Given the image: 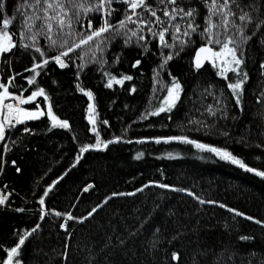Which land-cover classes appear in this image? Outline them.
I'll return each instance as SVG.
<instances>
[{"label": "trees", "instance_id": "1", "mask_svg": "<svg viewBox=\"0 0 264 264\" xmlns=\"http://www.w3.org/2000/svg\"><path fill=\"white\" fill-rule=\"evenodd\" d=\"M96 2L86 0L88 6ZM148 2L159 15L164 6ZM238 3L252 17L243 36L233 28L219 31L233 36L238 56L242 49L240 71L247 78L239 103L227 87L237 79L229 70L234 67L230 56L195 66V51L206 41L200 35L208 26L205 0H177L186 11L196 9L194 23L199 28L185 37L186 24L193 21L179 17L172 21L180 25V33L169 26L165 40L174 45L171 48L161 46L159 37L147 29L143 30L146 41L140 43L136 37L125 43L126 36L109 31L62 58L67 67L50 61L36 69L39 76L25 69L57 54L56 50L47 36L38 35L33 42L19 35L25 29L18 8L25 0H4L2 18H15L6 30L17 46L0 56V92L7 87L10 96L5 100L27 99L31 92L44 89V96L21 105L39 109V118L4 126L0 140V192L7 196L0 205L4 264L18 243L17 233L31 232L37 224L39 229L26 237L12 264H264V227L245 218L264 222V176L256 174L264 172V25L259 24L264 20V0ZM111 7L115 11L109 23L115 24L123 18L126 5L114 0ZM232 10L239 14L235 5ZM102 16L103 12L82 13L69 43L86 39L101 26ZM219 22L212 17L213 24ZM41 23L35 21L31 31L40 32ZM128 28L135 30L136 25L129 22ZM51 36L60 43L55 26ZM175 36L189 42L181 46ZM168 54L173 58L165 64ZM137 60L140 64L133 67ZM12 76L15 79L8 84ZM33 76L36 82L29 84L27 78ZM124 76L133 79L115 83ZM110 77H115L111 88L107 87ZM173 77L182 91L170 111L160 112V107H168L164 99ZM90 102L95 123L88 119ZM63 120L68 128L59 127ZM179 136L228 151L255 171L191 144L163 142ZM117 138L119 142L107 143ZM157 139L162 142L156 143ZM97 140L99 150L80 153V148ZM139 153L143 155L137 158ZM93 208L97 211L91 217L78 222ZM69 213L76 219L66 220ZM65 223L67 230L62 227ZM173 252L179 261L172 259Z\"/></svg>", "mask_w": 264, "mask_h": 264}, {"label": "snow or ice", "instance_id": "2", "mask_svg": "<svg viewBox=\"0 0 264 264\" xmlns=\"http://www.w3.org/2000/svg\"><path fill=\"white\" fill-rule=\"evenodd\" d=\"M114 0H98L96 3H92L90 6L86 4V0H32V3H28V0H25V4H22L18 11L22 12V20L23 24L22 27L25 29L24 32L19 33V35L24 36L32 40L33 42L37 39L38 35L47 36L49 39L50 46L56 50L55 55L42 59L39 63L33 64L32 68L25 69L26 72H33L35 76H39V72L36 69H41L46 66L50 61L55 62L58 64L59 67L64 68L67 67L62 58L69 57V54L74 52L75 49L80 48L83 44H86L88 41H92L94 37H100L102 33L112 31L115 35H121L127 37L125 43L131 41L132 37L137 38V43L141 41H146V37L143 34V30L147 29L149 33L153 37H159V43L163 47L171 48L174 45L168 44L165 40V33L169 31V26L175 29L176 33H180V25L173 24L172 21H175L178 17L183 20L185 18H189V20L193 22H189L186 24L185 30L182 33L185 37H190L192 33L197 32L199 25L194 23L195 16H196V9L185 10L183 7L177 6V0H155L157 7L163 5L164 7L160 9V14L158 15L157 8H154L152 4L148 2V0H119L120 3L126 5L123 18L116 22L115 24L109 23V18L115 9L111 7ZM205 5L209 9V14L206 17L207 20V28L200 32V35L206 37V41L203 46H201L196 54L195 57V66L196 68H200L201 65V53H206L207 56L204 59H212L213 57H219L223 59L225 56H230L231 63L234 65L230 71H233L237 74V79L234 83H229L227 87L232 90L235 94V100L239 103L241 99V94L243 91V84L247 78L246 72L240 71V65L244 62L242 59V49L241 55H237V51L239 45L234 42L233 36L227 34V32L221 33L219 31L220 28H233L236 32H239L241 36H243L244 27H247L249 23L252 22V17L249 15L248 12L243 10V7L238 0H231V4L229 0H222V2H218V0H211V3H208V0H205ZM232 5H235L237 9H239V14L236 11L232 10ZM171 6V7H169ZM254 7V5H252ZM4 7V0H0V56L5 53L11 51L13 47L17 45L12 42V36L6 31L10 24L13 23V19L2 18L3 13L2 9ZM25 8L31 11V15ZM140 9V12L136 10ZM88 11H95L97 13L103 12L102 16V23L98 29L91 30L90 33L87 35L86 39L81 38L78 43L71 44L69 43V39L74 35V24L80 23L81 15L84 12ZM51 13V14H50ZM147 13V15H145ZM216 16L219 18L218 24L212 23V17ZM163 17V19H162ZM35 21H41V31L33 33L31 31L34 28ZM237 21L242 22L241 24H237ZM131 22L136 25V29L132 30L128 28V23ZM260 25H264V20L259 21ZM55 26V32L61 37L60 43H58L57 39H53L51 33L53 32V28ZM153 26H157L158 30L154 31ZM88 28L92 29L91 20L88 21ZM214 29H217L214 31ZM250 38V37H249ZM175 40H179L181 46L184 43L189 41L182 40L180 36H175ZM212 45H219V50H215ZM231 45V46H230ZM22 47L28 48L31 45L29 44H22ZM143 47V45H141ZM66 49V50H65ZM38 52L40 49H36ZM178 54V53H177ZM41 56H44V53H41ZM173 56L168 54L164 58V63L166 64L169 60H171ZM227 62V61H225ZM140 64V60L135 61L133 67H137ZM106 75H108L106 73ZM35 76L29 77L28 83L34 84ZM15 79V76H12L8 79L7 83L11 84L12 80ZM131 76H124L123 79L115 80V77H110L107 83V87L111 88L113 84V80L117 84H123L125 80H132ZM172 87L167 91V97L164 99V103L168 105L167 108L160 107L159 111H170L172 107L175 106V102L179 99V94L182 91L181 85L176 80V78H171ZM135 89H133L134 91ZM175 90V92H174ZM83 91V89H81ZM89 97L92 96L91 92L86 93ZM10 96L7 87L3 88V92H0V109L4 107L7 108L9 113L15 112L17 122L19 121V117L23 116L26 120L38 119L39 116L42 114L39 109L37 111H27L20 107H13L11 103L4 105V100ZM36 96H44V89L40 88L39 91L31 92V95L28 96L27 99H24L21 96H12L11 98L18 101L19 104L23 105L33 100ZM170 98V99H169ZM49 114L51 113V105L48 106ZM89 111L92 112L93 108L90 106ZM209 112L213 115L215 114L209 109ZM159 113H152V115H158ZM91 119V116L89 117ZM170 118V117H169ZM7 123L8 127L11 128L13 126V121L11 119H6V121H0V140L4 139V123ZM93 123L95 121L93 120ZM104 123H107L106 121ZM193 123H201L200 121H193ZM53 126H56V118L53 117ZM59 127L61 128H68L69 124L67 120L59 121ZM25 131H30L29 129L25 128ZM227 135V133H225ZM173 140L180 141L182 143H187L194 145L195 148L210 151L217 156L221 157L222 159L229 160L234 164H238L240 167L245 168L247 171H255V169L248 168L241 160L237 159L232 155V153L225 151L223 149L213 147L192 139H189L187 136H179V137H170L165 139L163 142H171ZM119 142V139L115 141H108L107 143ZM144 142V141H140ZM156 143L162 142L160 139L155 141ZM107 143L103 144V147H107ZM101 147V142L99 140L96 141L95 145H87L85 147L80 148V153L83 154L84 152L89 151L90 149L95 148L99 150ZM143 153H139L137 158H140ZM81 157L77 156V161H79ZM13 164L15 162L13 161ZM19 171V169H17ZM257 175L264 176V172H257ZM161 187H168L167 185H160ZM7 186H5L6 189ZM91 187V185H89ZM87 191V189H85ZM47 195V192L44 193ZM198 199V198H197ZM7 201V196H0V205H4ZM200 203H204L203 200H199ZM210 203H212L210 201ZM40 204H44V199H40ZM221 207H225L224 205H220ZM99 207H102L100 205ZM16 211L22 212L24 209H16ZM97 211L96 208H93L92 211L88 213L87 216L82 217L79 219L78 222H83V220L88 219ZM229 211L235 212L233 209H229ZM57 216H60L61 213H55ZM236 215L243 216V213H235ZM249 221H253L257 225L264 227V222L260 220H254L253 217H245ZM43 219V217H41ZM76 219L71 216L69 213L66 217V220H73ZM62 227L67 230L66 223L62 225ZM39 229V224L31 229V232L20 234L17 233L18 243L15 247H12L10 252L7 253V264H12L13 257L19 255V250L21 246L25 244V239L27 236H30L32 233L36 232ZM159 231V229H157ZM70 235V234H69ZM130 235H134L130 233ZM241 240H248L249 237L241 236ZM110 243V238H109ZM120 243L123 244L124 241L120 240ZM108 244H105L104 247L106 248ZM67 247V245L65 246ZM155 247V244H153ZM172 259L179 261V255L175 252L172 253ZM0 264H4L3 260H0ZM19 264V261H17Z\"/></svg>", "mask_w": 264, "mask_h": 264}, {"label": "built area", "instance_id": "3", "mask_svg": "<svg viewBox=\"0 0 264 264\" xmlns=\"http://www.w3.org/2000/svg\"><path fill=\"white\" fill-rule=\"evenodd\" d=\"M9 103H11L14 108L20 106L19 102L18 101H14V100H9L4 105L6 106ZM1 118H2V121H6V119H11L13 121V126L12 127L16 126V124L18 123L15 112L9 113L7 111L6 107H4L3 110H2ZM4 125L8 127L6 122L4 123ZM0 195H1V192H0Z\"/></svg>", "mask_w": 264, "mask_h": 264}, {"label": "rangeland", "instance_id": "4", "mask_svg": "<svg viewBox=\"0 0 264 264\" xmlns=\"http://www.w3.org/2000/svg\"><path fill=\"white\" fill-rule=\"evenodd\" d=\"M7 31V30H6ZM8 33H9V35H10V32L9 31H7ZM204 45V44H203ZM202 45V46H203ZM200 48V47H199ZM214 58H216V59H218V61H222V59L221 58H219V57H214ZM213 59V58H212ZM212 59H210V60H212ZM64 61V60H63ZM1 85H3V84H1ZM172 87V85L169 87V88H171ZM168 88V89H169ZM168 91V90H167ZM174 92H175V90H174ZM167 97V94H166V96H165V98ZM170 99V98H169ZM9 100H11V99H7V100H5L4 101V104L7 102V101H9ZM92 107L93 108V106H92V102H90V104H89V107ZM20 108H23V109H25V110H27V111H37V109H26V108H24V107H22L21 105L19 106ZM2 110L3 109H0V115L2 114ZM91 116V119L89 118ZM88 119H89V121H91V122H93V120L95 121V115H94V112L92 111V112H90L89 111V114H88ZM25 120V118L23 117V116H20L19 117V121L21 122V121H24ZM1 121H2V118H1ZM19 123V122H18ZM17 123V124H18ZM16 124V125H17ZM5 126V125H4ZM6 127V126H5ZM1 196V195H0Z\"/></svg>", "mask_w": 264, "mask_h": 264}, {"label": "water", "instance_id": "5", "mask_svg": "<svg viewBox=\"0 0 264 264\" xmlns=\"http://www.w3.org/2000/svg\"><path fill=\"white\" fill-rule=\"evenodd\" d=\"M199 48L195 51V54H194V62H195V57H196V54L198 52ZM201 64L204 62V61H210V59H204L205 56H207L206 53H201Z\"/></svg>", "mask_w": 264, "mask_h": 264}]
</instances>
